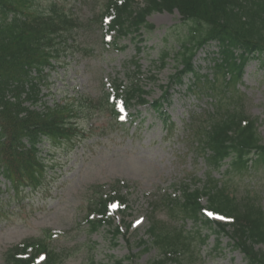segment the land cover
I'll return each instance as SVG.
<instances>
[{
    "label": "trees",
    "instance_id": "obj_1",
    "mask_svg": "<svg viewBox=\"0 0 264 264\" xmlns=\"http://www.w3.org/2000/svg\"><path fill=\"white\" fill-rule=\"evenodd\" d=\"M174 9L185 25L184 41L175 54L182 68L170 76L163 95L151 102V106L162 114V101H168L166 89L171 83L180 84L188 74L197 80L201 78L192 63L193 56L197 49L215 41L218 52L212 57V75L205 74L201 80L213 96L216 110L196 131L197 153L202 155L206 166L205 181L195 188L182 184L179 195L166 196L159 209L150 214L147 229L150 240L139 243H148L145 250L153 248L163 256L149 264H183L180 257L183 254L186 255L184 264H195L192 236L183 232L182 225H173V222L191 219L218 235H226L231 248L243 254L246 264H264V252L261 248L255 249L264 245V208L259 193L250 194L245 190L244 195L237 197L228 189V184L212 176L227 159L233 173L246 171L252 154L256 155L254 163L264 160V147L260 145L255 120L245 114L240 99L233 101L231 107L230 102L223 104L224 99L232 97V93L227 95L228 89L235 91L245 63L255 54L264 56V0H105L91 17L95 18L102 37L112 35L115 39L111 43L116 45L119 37L137 34L141 29L151 31L153 26L146 21L151 13ZM83 23L52 1L41 8L36 0H0V167L16 186L23 184L35 189L41 184L45 163L39 154V144L43 136L51 143L69 138L77 132L76 119L83 114L91 117L95 111L107 112L116 122L122 121L129 115L126 110L133 100L146 101L143 97L146 91L136 81L123 86L118 80H113L110 90L97 101L85 95L53 106L41 101L44 68L50 58L58 61L71 51L67 41L72 32L87 26L93 29L91 19ZM166 55L161 53L160 65H164ZM133 63L138 71V64ZM203 196L204 205L200 202ZM110 199L99 198L100 212L106 209ZM158 210L164 212L169 223L156 218ZM207 213L224 221H213ZM207 237L204 235L199 240L204 243ZM46 248L42 240L23 243L6 252V261L8 264L61 261L64 254ZM45 251V262L37 263L35 258ZM114 264L124 263L115 260Z\"/></svg>",
    "mask_w": 264,
    "mask_h": 264
},
{
    "label": "rangeland",
    "instance_id": "obj_2",
    "mask_svg": "<svg viewBox=\"0 0 264 264\" xmlns=\"http://www.w3.org/2000/svg\"><path fill=\"white\" fill-rule=\"evenodd\" d=\"M36 1L44 7L50 1L56 2L82 23L97 13L105 0ZM147 22L154 26L151 31L141 29L136 37L131 34L117 39L118 48L105 43L96 25L93 29L87 26L75 31L69 42L77 51L66 55L65 65L57 71L52 86L54 97L77 90L96 98L115 79L122 81L124 86L137 79L148 92L145 96L148 101L158 98L162 94L161 86L167 85L169 76L176 71L174 55L184 41L185 25L176 11L154 12L147 17ZM106 40L111 42L113 37ZM216 49L215 42H210L195 53L193 62L201 73L208 71ZM162 52L167 54L163 66L160 65ZM133 61L139 65L138 73ZM190 79L185 78L182 85L169 89L170 103L164 107L168 116L166 121L165 115L158 116L148 105L134 103L130 108L133 120L121 128H113L109 118L96 114L80 121L86 137L81 136L84 139L72 149L69 145L52 149L49 156L47 149H43L42 156L52 159L50 164L54 165L53 171L46 169V196L40 190L37 195H28L18 201L0 193V198L10 200L0 203V264H3L6 248L46 231L63 234L50 242V247L57 251L66 249L71 254L61 264H88L90 256L93 264H109L129 252L135 255V264H149L156 258L155 249H142L138 243L139 239L146 238L149 203L161 199L163 192L173 195L182 182L194 184L195 180L190 181L193 178L205 179L206 168L202 157L194 152L190 129L198 128L213 114L204 115L211 111L214 102L198 83V89H188ZM238 90L245 114L256 119L260 143L264 146V67L259 60H252L245 66ZM170 122L173 125L166 129ZM223 172L224 168L215 171L213 177L231 184L229 189L237 197L244 195L245 190L250 194L259 193L264 208L262 165L241 176H223ZM0 181V188L4 189V181ZM115 182L127 186L121 189V194L128 199L129 208L125 217L119 213L114 216V221L132 224V228L115 239L107 227L87 234L83 217L90 190L99 185H105L108 190ZM156 216L169 223L163 211ZM178 224L182 223L173 222V225ZM182 225L183 232L190 236L196 237L195 231L201 235L206 232L201 224L196 225L190 220ZM216 235L217 238L214 233L209 235L200 249L201 260H196L195 264H246L242 253L231 248L226 235ZM216 239L219 244L215 248ZM191 244L196 246L195 240ZM90 246L93 247L91 251ZM258 248L264 252V245L255 247Z\"/></svg>",
    "mask_w": 264,
    "mask_h": 264
},
{
    "label": "snow or ice",
    "instance_id": "obj_3",
    "mask_svg": "<svg viewBox=\"0 0 264 264\" xmlns=\"http://www.w3.org/2000/svg\"><path fill=\"white\" fill-rule=\"evenodd\" d=\"M209 215H211V213H209Z\"/></svg>",
    "mask_w": 264,
    "mask_h": 264
}]
</instances>
